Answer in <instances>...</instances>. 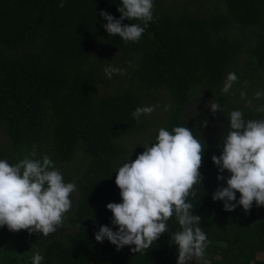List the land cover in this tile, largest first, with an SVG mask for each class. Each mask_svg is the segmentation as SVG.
<instances>
[{
  "label": "trees",
  "instance_id": "16d2710c",
  "mask_svg": "<svg viewBox=\"0 0 264 264\" xmlns=\"http://www.w3.org/2000/svg\"><path fill=\"white\" fill-rule=\"evenodd\" d=\"M60 2L0 0V124L7 139L4 148L0 144V159L15 164L35 146L36 158L51 157L65 182L76 185L77 197L63 227L47 238L0 228V264H32L36 249L44 257L42 264H177V246L169 243V233L180 230L174 216L168 221L169 233L143 252L133 253L132 245L119 253L107 239L95 240L102 225L117 230L106 207L121 202L115 163L125 151L115 141L141 121L132 118L141 107L132 90L109 83L114 90L97 95L96 69L87 64L99 42L114 48L122 65L128 64L118 82L129 80L149 94L163 91L170 106L163 127H189L206 149L203 180L196 196L189 197L208 240L205 257L196 264H264L256 259L264 254V206L254 202L248 213L241 206L229 212L223 201L212 199L218 187L227 186L226 180H217L218 174L230 175L219 173L211 159L222 154L229 127L208 147L196 123L188 120L190 102L203 92L220 105L219 113L230 124L234 107L226 96H211L213 91L229 72L240 78L239 70H245L253 79L264 71V0H214L218 10L207 17L154 9V21L135 43L108 36L103 27L107 21L100 11L119 19L120 0H64L63 8ZM243 43L248 44L245 67L239 66ZM261 106L240 111L246 120L261 119ZM158 131L145 145L156 142ZM76 161L85 167L68 175L66 166L80 170ZM239 197L237 192V201Z\"/></svg>",
  "mask_w": 264,
  "mask_h": 264
},
{
  "label": "clouds",
  "instance_id": "9594fccd",
  "mask_svg": "<svg viewBox=\"0 0 264 264\" xmlns=\"http://www.w3.org/2000/svg\"><path fill=\"white\" fill-rule=\"evenodd\" d=\"M58 7H64V0ZM154 8V0H120L119 19L103 10L99 15L107 21L103 27L108 36L135 43L154 21ZM124 20L140 23L125 24ZM104 72L109 79L113 73L124 74L112 66L105 67ZM237 81L236 73L229 72L221 92L229 93ZM240 96L245 99L246 93L241 91ZM261 97L264 91H257L255 98ZM207 106L213 114L220 111L216 102ZM157 107H137L132 118L139 122L141 116L150 115ZM257 110L264 112V106ZM228 120L230 127L223 137L222 154L211 159L219 173L226 170L230 175L226 178L218 174L217 180H226L227 186L218 187L212 199L223 201L225 211L241 206L248 213L254 202L257 207L264 206V118L246 120L240 110H233ZM142 146L144 151L135 160L129 159L116 171L115 184L121 202H111L106 207L117 230L102 225L95 233V240L102 243L107 239L117 251L134 245L130 249L133 253L143 252L169 233L168 221L174 216L180 230L169 233V243L177 246V264L204 259L207 235L200 226L202 217L193 214L194 205L189 202L203 180L200 169L204 145L189 127L176 126L171 131L161 127L156 142ZM36 157L33 146L31 153L15 164L0 159V228L6 226L10 232L26 230L47 238L63 227L72 209L71 196L77 188L74 183L65 182L51 157ZM43 259L40 250H34L32 264H42Z\"/></svg>",
  "mask_w": 264,
  "mask_h": 264
},
{
  "label": "rangeland",
  "instance_id": "374dc122",
  "mask_svg": "<svg viewBox=\"0 0 264 264\" xmlns=\"http://www.w3.org/2000/svg\"><path fill=\"white\" fill-rule=\"evenodd\" d=\"M154 5V9L188 12L190 15H193L195 17H207L218 10L217 8H215L217 4H215L214 0H154ZM233 29H231L229 32L235 33L234 35H236V33H239V31L237 32L236 29V31H233ZM240 36L238 38L239 40H241ZM244 37L246 40V36ZM245 40L244 38L242 39V41ZM243 46V54H241L240 56L239 66L245 67L249 62L248 56L244 54L246 50L245 48H247L248 44L243 43ZM130 63L133 64V61ZM87 65L92 66L96 69L97 95H102L106 92H109L110 90H114L110 85L116 83L119 87L122 86L123 88L132 90L138 96L141 107L158 105L156 110L150 115L141 116V121L139 122L135 131L115 141L116 144L118 146H121V148L125 151V154L122 157L116 159L115 165L121 167L129 159L135 160L136 156L140 154L141 148L143 147L142 145H145L146 142L150 140L155 131L163 127L162 123L164 121V108L168 106V98L163 91H154L149 94L146 90L137 88L134 83L126 79L121 80L122 82H118L121 75L119 73H113L111 79H109L105 75V67L112 66L123 70V73H127L128 64L122 65L115 49L112 47H107L106 45L104 46L100 42L97 43L96 51L93 53ZM239 73L242 76L238 78V81L236 83L233 84L229 93L225 94L221 92V89L224 85L223 83L222 86L215 88V90L213 91V95L211 96H217L222 99H224V96H226V100L229 101L230 104H232L234 110H241L245 107L255 108L264 104V97H261L259 99L255 98V93L257 91H264V71H261V73L258 76H255V78L253 79L249 77V74L245 70H239ZM241 91L246 93L245 99H241ZM234 96L237 100H233ZM248 101H251V103L248 104ZM209 102H212L210 96H207L206 94L201 92L194 99H192L188 106V109L190 110L188 120H192V122L196 123L208 147L212 146L217 138L221 136L228 127H230V124L226 122L219 111L215 112L214 114L211 112L210 108L207 106ZM205 121L207 122L206 127L204 126ZM6 143L7 139L5 136V128L3 127L2 123L0 124V144L4 148ZM74 164L76 166L78 164V170H80L78 172L76 169L71 171L69 167L66 166L65 170L68 175H72V172L77 175L85 167V162L76 161V163ZM75 197L77 196L73 193L71 199ZM122 252L123 250L119 251V253ZM256 259L258 261H264V254H257ZM189 264H196V260L190 261Z\"/></svg>",
  "mask_w": 264,
  "mask_h": 264
}]
</instances>
